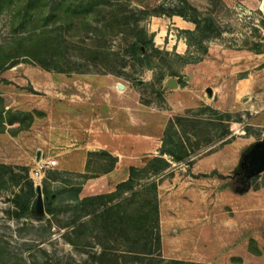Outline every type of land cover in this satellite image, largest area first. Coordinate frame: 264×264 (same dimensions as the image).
Listing matches in <instances>:
<instances>
[{
	"label": "rangeland",
	"instance_id": "1",
	"mask_svg": "<svg viewBox=\"0 0 264 264\" xmlns=\"http://www.w3.org/2000/svg\"><path fill=\"white\" fill-rule=\"evenodd\" d=\"M149 1L155 3L157 0H145L144 3ZM189 1L202 13L213 16L228 33L218 39L219 41H211L210 48L215 49L216 45L222 43L225 44L224 47L230 49L249 50L255 43H260L264 51V11L257 9L261 6L264 9L262 1ZM133 3L139 6L135 0ZM100 22L96 18L91 27L86 26L80 32L77 30L65 32L67 43L61 46L59 53L44 55L40 58L41 63L48 67L47 69L42 67L40 62L20 58L19 60L10 59L7 68L0 71V97L5 100L7 109H11L15 114L33 113L35 120L32 125L33 131L32 128H28L30 118L23 117L26 130L18 131L19 122L15 120L13 125L7 126L5 133L0 134L1 164L15 167L28 166L31 169L35 165L38 153L42 154V148H44V159H55L57 164L47 170L41 182L31 178V171L30 178L34 181L35 187L41 185L42 189L44 181L49 179L52 191L67 184L82 185L86 181L85 177L101 175L99 171L107 167L109 162L104 160L102 164L101 159L96 156L90 157V160L86 151L83 150L86 144V123L78 125L74 123L73 128L78 131V134L74 133L72 140L70 139L71 124L65 125L66 133H68L66 138H63L56 128L55 120H60L61 114L60 103L70 105V100L74 99L68 94L64 95L62 89H69L76 82L93 83L97 86L108 83L114 86L126 85L140 95L141 103L148 109H152L153 113L156 109L171 115L172 120L177 118L193 120L180 128L184 138L191 137L189 148L193 155L189 164L201 160L203 165H207L214 161L212 159L220 157L228 160L230 153L237 152L239 165L243 153L264 137V108L262 105L259 108L247 107L251 98L255 99L254 95L246 96L248 102L239 100V108L232 113L231 123L222 122L219 116L214 114L213 106L217 105L215 102H222L223 106L225 105L224 111L220 112L229 113L227 110L231 109L234 102L231 99V89L234 84L230 76H226L219 83L214 78L202 81L198 76L199 67L214 70L213 63L181 67L171 57L151 53L150 68L152 69L149 70L146 63L134 62L128 56L127 49L134 41L135 31L127 29L125 33L119 34L118 29L113 28V25L105 30ZM34 24L36 22H33L30 27L33 28ZM60 25L51 23L47 29L50 30V26L56 27L57 31L53 37L61 43ZM97 25L100 27L99 30H96ZM174 25L176 24L170 22L168 18L163 20L150 18L141 23L149 35H154L155 46L159 50L165 52L169 48L171 53L182 55L178 42L180 39L185 42L186 40L181 30ZM164 28H167L169 35L173 36L171 39H164L163 33L160 37L157 36L158 31ZM13 38L15 35L12 33L10 15L0 14V44L8 47L12 44ZM170 40H178L175 47L170 44ZM7 52L12 56L20 53L16 46L8 48ZM255 59H249V61H258L257 58ZM262 60L263 58H260V61ZM233 61L236 62V60ZM238 61L242 62L241 59ZM16 62L19 64L13 66ZM224 63H226L225 69L233 65L230 59L223 61V65ZM170 67L178 76L170 77ZM262 67L264 65L259 69ZM242 76L243 73H240L238 78ZM161 78L163 82H160ZM168 78L175 79L178 87L167 88ZM180 81L182 84H179ZM218 88L221 89L217 90L216 101L213 108L211 107L213 110H206L205 107L210 106L204 101L211 99L207 89H212L214 95ZM258 90L260 92H256L255 95L256 97L259 95L261 99V85L258 86ZM69 109H65L68 115H70ZM42 111H47L45 116ZM79 111L85 114L86 107H80ZM46 117H51L52 123L49 126H54L52 131L56 134L52 135V139L47 138L45 144L36 134L44 132L43 122ZM14 118L16 119L17 116ZM145 118L151 119L149 115ZM41 119L43 122L39 123ZM228 130L232 133L231 136L225 141H219ZM151 131L154 132L152 129ZM66 150L74 151L67 154L64 152ZM60 153L63 154L60 155ZM150 158L147 155H141L131 160V163L141 168ZM86 159L91 161V171H85L83 174L78 171V168H82ZM180 164L189 165L188 163ZM173 165H179V163ZM236 171L237 168L231 173V179L225 180L222 197L215 196L216 204L220 203L222 206L216 211L221 213L220 219L214 222L224 223L222 230L217 225L214 226L215 229L213 227L205 229L206 245L197 251H190V246L183 245L180 237L170 234L165 235L163 239L161 232L163 259L172 260L178 257L177 260L198 264H264V173L253 179L252 187L248 192L240 194L237 192L239 179ZM124 172L126 169L115 173L111 176L112 180H119ZM51 173L55 177L53 180L49 178ZM20 190V188L11 187L0 193V264H106L102 256L108 247L114 248L113 253L120 264H154L148 261L149 258H145L146 260H139L135 256L129 258L120 245L115 244L114 241L108 242L106 235L94 234L84 238L81 243H70L69 238L74 234H70L71 230L64 229L63 226L71 224L75 211L64 210L66 203L62 204V202L65 198L56 205L55 214L46 215L43 221L36 218L19 219L12 199ZM93 227L90 225V228ZM251 240L256 241L253 246H250ZM251 247L259 249L261 254H254Z\"/></svg>",
	"mask_w": 264,
	"mask_h": 264
},
{
	"label": "trees",
	"instance_id": "2",
	"mask_svg": "<svg viewBox=\"0 0 264 264\" xmlns=\"http://www.w3.org/2000/svg\"><path fill=\"white\" fill-rule=\"evenodd\" d=\"M135 2L139 6L134 5L133 0H0V14L10 15L12 33L15 35L10 46L0 44V71L7 68L10 59L19 60L20 58L40 62V65L47 69L48 67L41 63L40 58L44 55L59 53L61 46L67 43L65 32L73 30L80 32L86 26L91 27L96 18L102 22L105 30L113 25V28L118 29L119 34L125 33L127 29L135 31L134 41L127 49L128 56L134 62L146 63L149 70L152 69L150 68L151 53L171 57L181 67L198 64L208 57L210 42L221 38L225 32L213 16L202 13L189 0H157L155 3L135 0ZM175 16L195 25L194 30L180 31L188 46L184 55L159 50L155 46L154 35H149L147 29L141 26L142 22L150 18ZM33 22L36 24L31 28L30 25ZM51 23L56 26L57 23L61 24L62 31L59 36L61 43L53 37L57 31L56 27L50 26V30L47 29ZM99 28L97 25L96 30ZM12 46H16L20 53L15 56L9 55L7 49ZM140 47H144V54H141ZM262 47L260 43H255L249 50L261 54ZM17 64L19 63L16 62L13 66ZM169 69L170 77L178 76L171 67ZM160 82H163V78ZM179 84H182V81ZM205 109L213 110L211 107H205ZM213 112L224 123L233 121L231 113H222L215 109ZM15 116H17L16 119ZM23 117L30 118L29 126L27 125L30 128L34 121V114L24 112L15 114L11 109H7L5 100L0 97V134L5 133L7 126L13 125L15 120L19 122L18 131L26 130ZM191 122L193 120L183 118L171 120L164 132L159 156L151 157L141 168L130 167L128 180L118 184L112 193L81 199L82 185L67 184L52 191L47 179L42 189L47 215H54L56 205L65 198L62 202V204L66 203L64 210L75 211L71 224L63 226L64 229L71 230L70 234H74L69 238L72 244L81 243L90 235H106V240L120 245L129 258L131 256L139 260L149 258L147 260L154 264H198L162 258L158 198L159 185L165 174L172 169L173 164H189L193 155L189 148L191 137L184 138L180 133L183 124ZM231 134L229 130L224 132L219 141H225ZM88 156L89 158L98 157L102 164L104 160L109 162L107 167L99 171L101 174L112 172L118 162V158L106 151L89 153ZM86 171H91V161H88ZM49 178L52 180L55 178L53 173ZM85 178L87 180L93 177ZM11 187L21 189L12 199L17 209V217L34 219L31 208L37 190L34 181L30 178L29 167H15L0 163V193ZM90 225L94 227L90 228ZM255 243V240H251L250 246ZM113 249L108 247L102 256L106 264H120ZM251 250L256 255L261 254L259 249L251 247Z\"/></svg>",
	"mask_w": 264,
	"mask_h": 264
},
{
	"label": "crops",
	"instance_id": "3",
	"mask_svg": "<svg viewBox=\"0 0 264 264\" xmlns=\"http://www.w3.org/2000/svg\"><path fill=\"white\" fill-rule=\"evenodd\" d=\"M258 1L264 3V0ZM257 9L264 11L262 6L257 7ZM157 19L163 20V18ZM168 20L176 24L174 26L180 30H194L195 28L193 23L177 16L168 18ZM162 33L165 36L164 39L173 37L169 35L167 28L159 30L157 36L160 37ZM227 34V32H224L223 35ZM216 40L219 41L218 39ZM177 41L170 40V44L175 47ZM178 43V48L181 47L182 49L180 53L184 55L188 50L187 44L182 39ZM224 46L225 44L220 43L216 45L217 48L215 49L209 47L208 57L198 63V65L201 66L211 62L215 69L209 70L207 67H199V78L204 82L214 78L219 83L226 76L231 77V82L234 84L231 89V99L234 102L231 105V109L227 110L231 114L239 108L240 99L248 102L246 96L254 95L255 97V99L251 98L249 101L248 108H259L261 105L264 108V67L259 69L264 65V51L261 54H257L250 50H234ZM168 51H170L169 48ZM211 58L212 60H210ZM255 58L258 61H249V59L256 60ZM260 58H263V60L260 61ZM229 59L233 65H229L228 69H225L226 63L223 65V61ZM239 59L242 62L239 63ZM233 60H236V62L234 63ZM228 70H230V74L227 75ZM240 73H243V76L239 79ZM168 80L169 78L167 82ZM260 85L262 87L261 99L259 95L257 97L255 95L256 92H260L258 90ZM220 89H216L215 94L210 96L211 99L207 102L204 101L205 104L212 107L216 101L217 90L220 91ZM62 93L74 98L72 101L70 100V105L60 103V120L55 121L56 128L62 137L66 138L68 134L66 133L65 125L71 124L70 139L72 140L73 134H78V131L73 128L74 123L77 125L86 123V144L84 148H80H83L86 154L106 151L118 158V162L112 172L89 178L82 184L81 199L114 192L118 184L128 180L129 169L135 166L131 163V160L137 159L141 155H147L148 157L159 156L163 145V134L168 123L172 120V116L156 109H154L153 113L152 109H148L141 103L140 95L136 92L134 93L131 87L121 86L120 84L114 86L110 83L97 86L93 83L82 84L76 82L69 89H62ZM78 99L82 101L80 102ZM215 103L217 105L213 107L216 110L224 111L223 108H226L222 102ZM82 106L86 107L85 114L79 111ZM67 108H70V115L66 114L68 111L65 109ZM64 110L65 113H63ZM42 112L44 113L43 116L47 113V111ZM148 115L151 119L145 118ZM41 120L39 123L43 122V119ZM51 123V117H46L43 122L45 126L44 132L36 134L45 144L47 143V138L52 139V135L56 134H53L52 131L54 126H49ZM32 125L30 128L33 127ZM78 148L77 150H79ZM44 150L42 148L43 152L42 154L40 153V160H44ZM73 151L66 150L64 152ZM62 154L60 153V155ZM87 159L82 168H78V171L83 174L87 170ZM212 160L214 161L207 165H203L204 163L201 160L192 163V165H173L159 185L158 198L163 239L165 235L170 234L180 237L183 245L190 246V251H197L203 245H206V239L204 238L206 236L205 229L210 227L215 229L214 226L217 225L222 230L224 223H215L216 220L220 219L221 214L216 212L217 208L222 206L220 203H218L219 205L216 204L215 196L222 197L225 180L231 179V173L238 167L237 152L230 153L228 160H224L222 157ZM37 162L38 159L35 164ZM123 169H126V172H124L122 178L112 180L111 176ZM212 173L216 174L213 175ZM177 241L179 242V240ZM174 259L177 260L178 257Z\"/></svg>",
	"mask_w": 264,
	"mask_h": 264
},
{
	"label": "water",
	"instance_id": "4",
	"mask_svg": "<svg viewBox=\"0 0 264 264\" xmlns=\"http://www.w3.org/2000/svg\"><path fill=\"white\" fill-rule=\"evenodd\" d=\"M141 54L145 53L144 47H140ZM178 87V83L175 79H169L167 82V88L174 89ZM209 96H212V89H207ZM40 152L38 153V161L40 160ZM239 188L237 192L244 194L252 187V181L254 178L264 173V137L259 139L256 143L251 145L242 155L240 163L237 167L236 174H240ZM37 197L32 204L31 213L38 219L42 220L46 215L44 194L41 185L36 186Z\"/></svg>",
	"mask_w": 264,
	"mask_h": 264
},
{
	"label": "built area",
	"instance_id": "5",
	"mask_svg": "<svg viewBox=\"0 0 264 264\" xmlns=\"http://www.w3.org/2000/svg\"><path fill=\"white\" fill-rule=\"evenodd\" d=\"M57 164L55 159L40 160L31 170V178L36 182H41L46 175L48 169L53 168Z\"/></svg>",
	"mask_w": 264,
	"mask_h": 264
},
{
	"label": "flooded vegetation",
	"instance_id": "6",
	"mask_svg": "<svg viewBox=\"0 0 264 264\" xmlns=\"http://www.w3.org/2000/svg\"><path fill=\"white\" fill-rule=\"evenodd\" d=\"M236 176L238 177L239 182H240V178L242 177L241 173L240 174H236Z\"/></svg>",
	"mask_w": 264,
	"mask_h": 264
}]
</instances>
